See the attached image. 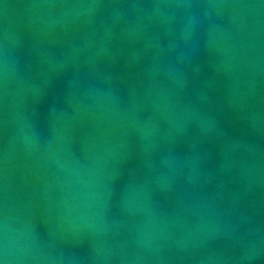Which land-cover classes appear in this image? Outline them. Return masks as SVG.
<instances>
[{"label":"water","instance_id":"water-1","mask_svg":"<svg viewBox=\"0 0 264 264\" xmlns=\"http://www.w3.org/2000/svg\"><path fill=\"white\" fill-rule=\"evenodd\" d=\"M0 264H264V0H0Z\"/></svg>","mask_w":264,"mask_h":264}]
</instances>
